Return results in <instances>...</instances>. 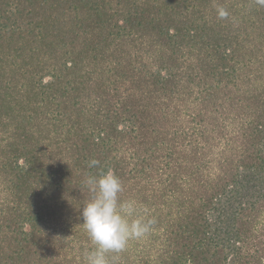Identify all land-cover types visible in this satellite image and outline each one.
<instances>
[{
    "label": "trees",
    "instance_id": "obj_1",
    "mask_svg": "<svg viewBox=\"0 0 264 264\" xmlns=\"http://www.w3.org/2000/svg\"><path fill=\"white\" fill-rule=\"evenodd\" d=\"M227 1L0 0V264H86L109 169L156 221L115 264H264V0Z\"/></svg>",
    "mask_w": 264,
    "mask_h": 264
},
{
    "label": "clouds",
    "instance_id": "obj_2",
    "mask_svg": "<svg viewBox=\"0 0 264 264\" xmlns=\"http://www.w3.org/2000/svg\"><path fill=\"white\" fill-rule=\"evenodd\" d=\"M218 14L221 18L228 15L223 8ZM98 164L97 160L89 161V167ZM84 184L92 197L80 209L81 224L95 245L85 254L86 264H115L116 258L110 259L109 253L118 254L129 240L143 238L156 221L138 215L134 200H120L123 184L112 170L89 175Z\"/></svg>",
    "mask_w": 264,
    "mask_h": 264
},
{
    "label": "rangeland",
    "instance_id": "obj_3",
    "mask_svg": "<svg viewBox=\"0 0 264 264\" xmlns=\"http://www.w3.org/2000/svg\"><path fill=\"white\" fill-rule=\"evenodd\" d=\"M215 2H216V0H215ZM230 2H231V4H232V3H233V0H231V1L228 0V1H227V3H230ZM196 3H197V2H195V5H196ZM213 4H214V3H213ZM213 4H212V5H213ZM213 6H214L215 8H213V10H212V14H215V15H216L215 12H216V10H217V9H216L217 7H216V5H213ZM188 8H189V10H187V8H183V11L181 10V11H182V14L192 13V12L196 9V8L194 9L193 4L190 5ZM193 9H194V10H193ZM214 9H215V11H214ZM217 11H218V10H217ZM192 16H193V15H192ZM215 17H216V16H215ZM194 19H195V16H194ZM195 21H196L197 23H202V24H204V21L201 20V19H197V20L195 19ZM145 236H146V235H145ZM148 237H149V236H146V238H148ZM148 240H150V239H148Z\"/></svg>",
    "mask_w": 264,
    "mask_h": 264
}]
</instances>
